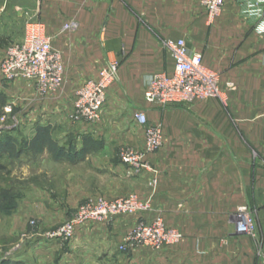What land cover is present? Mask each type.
<instances>
[{
    "label": "crops",
    "instance_id": "obj_1",
    "mask_svg": "<svg viewBox=\"0 0 264 264\" xmlns=\"http://www.w3.org/2000/svg\"><path fill=\"white\" fill-rule=\"evenodd\" d=\"M247 1L225 0L210 21L198 0H0L5 42H20L27 23L41 22L66 72L60 91L36 95L29 141L41 137V128L49 130L33 150L31 165L40 173L49 163L79 172L65 195L70 205L134 193L149 203L145 221L158 216L182 235L171 246L119 251L137 218L116 217L83 226L62 251L37 244L29 253L35 264H264V35L254 30L257 20L242 13ZM168 40H183L189 53L201 54L204 65L219 74L218 102L164 112L145 102L153 76L172 71L164 48ZM114 60L118 76L107 91L101 121L71 126L67 116L75 91ZM224 106L238 131L228 124ZM134 109L145 112L149 123H161L163 131L162 147L143 155L149 167L137 173L116 159L120 145L144 148L143 131L123 125L128 116L142 129L131 116ZM201 119L211 126L220 120L222 129H203ZM56 121L67 129L54 132ZM113 122L122 128L116 130ZM48 140L54 151L44 144ZM46 199L63 200L48 193ZM242 207L253 220L252 236L237 232ZM42 209L33 213L46 220L63 213L56 205Z\"/></svg>",
    "mask_w": 264,
    "mask_h": 264
},
{
    "label": "built area",
    "instance_id": "obj_2",
    "mask_svg": "<svg viewBox=\"0 0 264 264\" xmlns=\"http://www.w3.org/2000/svg\"><path fill=\"white\" fill-rule=\"evenodd\" d=\"M198 2L211 21L220 14L225 0ZM242 13L255 18L256 34L264 35V0H248ZM165 43L173 60L172 71L153 76L143 93L145 102L155 107H166L220 99L219 74L204 65L202 55L189 53L183 40H168ZM118 69L119 62L111 61L99 70L96 79L88 80L78 88L73 108L74 119L80 124H99L107 91L117 79ZM63 74L61 58L52 49L45 26L41 22H29L25 25L22 40L9 45L0 66L3 80L28 82L36 88L39 95L46 97L61 86ZM133 120L144 130V148L142 151L126 149L120 160L128 170L137 173L149 167L143 162V155L154 153L162 147L163 131L161 123H149L145 112L141 110L133 113ZM152 184H155V180ZM149 210V203L141 200L137 194L131 193L111 200L98 196L80 206L68 221L48 233L45 238L48 242L70 243L75 239L77 231L85 225L108 223L116 217H136V224L119 246V251L141 246L159 249L179 243L182 235L175 229L165 227L160 217H154L150 221L142 218ZM237 217V232L252 236L254 223L246 208H240Z\"/></svg>",
    "mask_w": 264,
    "mask_h": 264
},
{
    "label": "rangeland",
    "instance_id": "obj_3",
    "mask_svg": "<svg viewBox=\"0 0 264 264\" xmlns=\"http://www.w3.org/2000/svg\"><path fill=\"white\" fill-rule=\"evenodd\" d=\"M134 16L139 22L144 23V19L138 16L135 12ZM66 29H69V26H65V30ZM0 36V44H2V42H5V39L2 35ZM11 44L13 43L5 42L4 45H0V66L6 49ZM164 48L170 55L166 43H164ZM63 70V81L57 91H60L65 84L66 72L64 66ZM31 92H33V96H31ZM36 95L39 94L35 87H28V85L21 80L7 82L0 76V164L5 166V169L0 171V261L11 260L13 262H19L20 264H35V260L33 257H30L29 253L31 249L39 243L55 245L58 247L59 251H62V249H64L69 243L61 244L48 242L45 238L46 235L62 226L63 223L72 217L80 206L88 201H80L72 205L64 202V200H66L65 198L68 189H72V184H74L72 178L78 175L79 172L70 170L68 173L67 169L64 167L49 163V168L43 165L40 173V171H36L35 167L31 165L30 157L35 147L30 144L29 132L31 125L33 124L31 121V110L35 107ZM39 97L45 98L46 96L39 95ZM210 101L216 102L217 100L207 99L203 101H192L187 104H177L166 107L150 106L161 112L173 108L189 111L193 105L205 104ZM139 109H134L131 112V116L134 111ZM222 109L225 116L228 118V124L232 127L231 129L238 131V124L233 120L232 115H230L231 113L225 106ZM74 118L75 110L72 106V109L67 116V120L71 126L80 124ZM203 120L204 119H201L200 123L203 126V129H222L220 120L218 122L215 121L212 124L213 126L209 123L207 124ZM123 125L124 127L132 126L135 131L137 130L139 133L143 131L144 133V130H142L143 128L141 129L140 127H137L128 116ZM120 126L122 125L118 123L114 124L113 122V127H116V130L122 128ZM50 129L54 132H58L60 129L66 130L67 128L63 121L59 123L56 121L52 124ZM72 129L73 128L71 127V130ZM25 142H29V144L25 145ZM246 142L247 146L251 147L247 140ZM44 144H47V148L51 150L55 148V145L52 143L49 144V141ZM25 147H27L28 154H23L20 159L16 158L18 154H20L17 152H20L21 148ZM129 148L139 150L136 149V147L126 145L118 146L116 159L120 164L122 152ZM252 158L256 159L257 156L252 154ZM38 173L42 176L37 175ZM47 173L50 176L49 179H47V175H45ZM67 173L72 174L69 181L67 179ZM47 193L51 194L53 198H58L59 201L63 199L62 202L57 204L49 203L46 199ZM52 205H56L57 208L63 210L60 217L57 215L51 216L46 220L45 218L41 219L40 217H37L33 213V211H37V208L46 209V207ZM39 212L45 213V210ZM54 259L57 260L58 258L55 256ZM26 260H28V262Z\"/></svg>",
    "mask_w": 264,
    "mask_h": 264
},
{
    "label": "trees",
    "instance_id": "obj_4",
    "mask_svg": "<svg viewBox=\"0 0 264 264\" xmlns=\"http://www.w3.org/2000/svg\"><path fill=\"white\" fill-rule=\"evenodd\" d=\"M4 44H5V42H2V44H0V45L2 46ZM48 130H49L48 128L47 129L46 128H41L40 129V131H41L40 133H43V134L40 135L41 137L38 140L31 141L30 144L33 145L34 147L39 146L40 141L44 142V140L46 138L45 132H48ZM48 141H49V144H51L50 140H48ZM24 144L27 145V144H29V142H25ZM52 144H54V143H52ZM27 147L21 148L20 152L19 151L17 152V153H20V154H18V156L16 158L20 159L23 154H28ZM4 169H5V166L0 164V171L4 170ZM0 264H20V263L16 262V261L13 262L11 260H2V261H0Z\"/></svg>",
    "mask_w": 264,
    "mask_h": 264
}]
</instances>
